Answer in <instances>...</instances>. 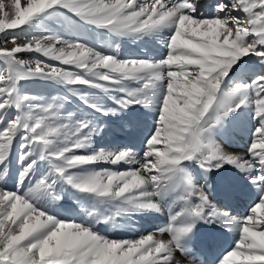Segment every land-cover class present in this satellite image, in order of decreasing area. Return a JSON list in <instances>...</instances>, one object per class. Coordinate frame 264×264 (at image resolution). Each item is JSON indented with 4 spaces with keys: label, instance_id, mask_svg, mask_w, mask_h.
I'll use <instances>...</instances> for the list:
<instances>
[{
    "label": "snow or ice",
    "instance_id": "obj_1",
    "mask_svg": "<svg viewBox=\"0 0 264 264\" xmlns=\"http://www.w3.org/2000/svg\"><path fill=\"white\" fill-rule=\"evenodd\" d=\"M0 264H264V0H0Z\"/></svg>",
    "mask_w": 264,
    "mask_h": 264
},
{
    "label": "bare ground",
    "instance_id": "obj_2",
    "mask_svg": "<svg viewBox=\"0 0 264 264\" xmlns=\"http://www.w3.org/2000/svg\"><path fill=\"white\" fill-rule=\"evenodd\" d=\"M97 37L102 39L99 34L96 35L95 38H97ZM154 48H155V45H153L152 43L142 44V43L134 42V41H131V40H124V41H121V53L120 54L123 57H126V52L130 51V52L134 53V56H143L148 49H154ZM128 56H129V54L127 55V57ZM76 101H78V100H76ZM111 138L112 137L110 135L106 137V139H111ZM245 142H246V136H245V140L244 141L236 139L235 142L231 145V147H232L233 150H241V149L244 148ZM9 186H11V185H9ZM139 223L142 224L144 222L140 221ZM152 223H156V224L162 223V218L160 220L153 221ZM147 226L148 225L145 224V227H147ZM142 230L143 229L140 228L139 224H137V226L135 228V232H140ZM119 231H120V236H126L127 238H131V236L135 234V232L129 231V229H127V228L121 229ZM120 236H117V238H120Z\"/></svg>",
    "mask_w": 264,
    "mask_h": 264
},
{
    "label": "rangeland",
    "instance_id": "obj_3",
    "mask_svg": "<svg viewBox=\"0 0 264 264\" xmlns=\"http://www.w3.org/2000/svg\"><path fill=\"white\" fill-rule=\"evenodd\" d=\"M97 44H99L101 42V39L99 37L95 38ZM129 54V56H134L133 52L127 51L126 52V57ZM25 58L31 59L32 57L29 55H26ZM38 91L42 92L43 94L47 95L48 93H51L52 95H64V90L62 89H57L54 85L53 86H49L47 88H43L41 87L39 84L34 86ZM42 90V91H41ZM57 91V92H56ZM70 99V103L68 105L69 110H74L75 108H77L79 106V104L77 103L78 101H76V98L71 97V95L69 96ZM162 222H163V218H162Z\"/></svg>",
    "mask_w": 264,
    "mask_h": 264
}]
</instances>
